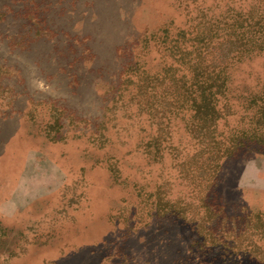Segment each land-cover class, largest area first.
I'll return each mask as SVG.
<instances>
[{
	"label": "rangeland",
	"instance_id": "1",
	"mask_svg": "<svg viewBox=\"0 0 264 264\" xmlns=\"http://www.w3.org/2000/svg\"><path fill=\"white\" fill-rule=\"evenodd\" d=\"M0 264H264V0H0Z\"/></svg>",
	"mask_w": 264,
	"mask_h": 264
}]
</instances>
